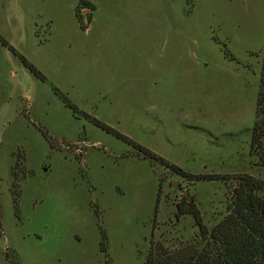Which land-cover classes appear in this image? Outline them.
Returning a JSON list of instances; mask_svg holds the SVG:
<instances>
[{"label":"rangeland","instance_id":"374dc122","mask_svg":"<svg viewBox=\"0 0 264 264\" xmlns=\"http://www.w3.org/2000/svg\"><path fill=\"white\" fill-rule=\"evenodd\" d=\"M0 36L44 77L0 44V264H145L196 232L184 192L211 228L235 179L264 183V0H0Z\"/></svg>","mask_w":264,"mask_h":264},{"label":"trees","instance_id":"16d2710c","mask_svg":"<svg viewBox=\"0 0 264 264\" xmlns=\"http://www.w3.org/2000/svg\"><path fill=\"white\" fill-rule=\"evenodd\" d=\"M85 4L91 13L94 6L88 4L87 1ZM0 44L17 56L31 73L44 80L43 75L1 36ZM260 68L255 115L262 117L259 122L254 123L251 130V146L254 145L260 150L258 153L259 160L264 163V142H262L264 137V49ZM54 91L66 107L77 111L62 93L57 89ZM87 119L101 130L132 146L143 157L158 161L188 181H224L226 179V176L187 173L104 123L89 117ZM14 171V174L21 171L19 160L15 164ZM176 210V218L182 215H189L192 218L197 227L196 232L188 237H181L180 239L175 237L169 241L163 240L160 236L151 239L145 264H264V183L247 175L235 179V184L231 189V197L225 206V215L211 228H207L201 222L198 208L191 199L186 200L185 207L177 205ZM153 230L154 227L152 226V233ZM100 251H106L104 242L100 244Z\"/></svg>","mask_w":264,"mask_h":264},{"label":"flooded vegetation","instance_id":"af4514ba","mask_svg":"<svg viewBox=\"0 0 264 264\" xmlns=\"http://www.w3.org/2000/svg\"><path fill=\"white\" fill-rule=\"evenodd\" d=\"M183 196H184V198H185L186 200H188V197L186 196V193H185V192L183 193Z\"/></svg>","mask_w":264,"mask_h":264},{"label":"water","instance_id":"95a60500","mask_svg":"<svg viewBox=\"0 0 264 264\" xmlns=\"http://www.w3.org/2000/svg\"><path fill=\"white\" fill-rule=\"evenodd\" d=\"M262 142H264V137L262 138Z\"/></svg>","mask_w":264,"mask_h":264}]
</instances>
